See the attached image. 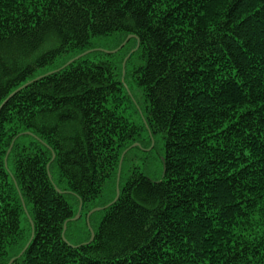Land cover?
Segmentation results:
<instances>
[{
    "label": "trees",
    "instance_id": "16d2710c",
    "mask_svg": "<svg viewBox=\"0 0 264 264\" xmlns=\"http://www.w3.org/2000/svg\"><path fill=\"white\" fill-rule=\"evenodd\" d=\"M0 264H264V0H0Z\"/></svg>",
    "mask_w": 264,
    "mask_h": 264
},
{
    "label": "rangeland",
    "instance_id": "374dc122",
    "mask_svg": "<svg viewBox=\"0 0 264 264\" xmlns=\"http://www.w3.org/2000/svg\"><path fill=\"white\" fill-rule=\"evenodd\" d=\"M120 38L121 37L119 36V34H114V35L107 36V37L94 38L92 40L93 49L99 50V51H106V52L113 51L117 47ZM131 46H132V44L129 43L127 45L125 51H127L129 49V47H131ZM78 52L67 53V54H64L63 56H60L57 59V61L53 65H49L48 68L49 69L55 68V67L63 64L70 57L77 54ZM94 55H99V52H93L90 54L91 58L96 60V57ZM130 69H131V66L129 65L128 71ZM41 71H45V69H42ZM38 73H40V72H38ZM126 80H127L128 84L130 85L137 102L141 106H143V95L138 90V88L136 87L135 83L133 82V80L129 74L127 75ZM138 110H139V107L136 103L126 102V104L124 105V114L127 117H129L137 125H139L140 119H141L140 112L138 113ZM143 133H144V136L146 137L147 133L145 131ZM150 147L151 148L149 150H145V149L135 147L131 150L130 156L135 157V161L133 163V165H135V169L145 173L148 177H150L154 180H159L162 178L163 173H164L163 159H164V154H165V150L163 147V140L161 139L159 133L155 134L154 144L152 145V143H151ZM127 165H128V163H126V166ZM130 165L133 166L131 164V162H130ZM106 195L107 194L105 192L101 197L96 199V204H98L100 201L104 200L106 198ZM79 228H80V230L83 228L84 232H82L81 234L69 235V238L74 243L85 240L88 236L87 233L85 232L84 222H80Z\"/></svg>",
    "mask_w": 264,
    "mask_h": 264
},
{
    "label": "water",
    "instance_id": "95a60500",
    "mask_svg": "<svg viewBox=\"0 0 264 264\" xmlns=\"http://www.w3.org/2000/svg\"><path fill=\"white\" fill-rule=\"evenodd\" d=\"M118 195H119V179H118V186H117V197H118ZM116 197V198H117ZM95 211V209H92L89 213H88V217L90 216V214L92 213V212H94ZM80 213H78L77 215H76V217H75V219H78V218H80ZM94 237V234H93V232H92V237L91 238H93Z\"/></svg>",
    "mask_w": 264,
    "mask_h": 264
}]
</instances>
